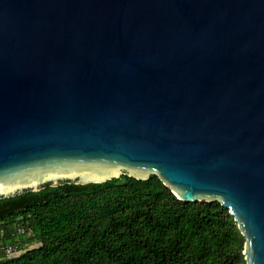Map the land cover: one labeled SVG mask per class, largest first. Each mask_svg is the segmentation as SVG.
<instances>
[{
	"label": "water",
	"instance_id": "water-1",
	"mask_svg": "<svg viewBox=\"0 0 264 264\" xmlns=\"http://www.w3.org/2000/svg\"><path fill=\"white\" fill-rule=\"evenodd\" d=\"M122 175L264 264V0H0V199Z\"/></svg>",
	"mask_w": 264,
	"mask_h": 264
},
{
	"label": "trees",
	"instance_id": "trees-1",
	"mask_svg": "<svg viewBox=\"0 0 264 264\" xmlns=\"http://www.w3.org/2000/svg\"><path fill=\"white\" fill-rule=\"evenodd\" d=\"M0 264H247L219 202L185 203L157 176L47 184L0 199Z\"/></svg>",
	"mask_w": 264,
	"mask_h": 264
},
{
	"label": "built area",
	"instance_id": "built-area-1",
	"mask_svg": "<svg viewBox=\"0 0 264 264\" xmlns=\"http://www.w3.org/2000/svg\"><path fill=\"white\" fill-rule=\"evenodd\" d=\"M1 253H4L7 257H16L21 252L17 251L12 246H7V247H4L2 251H0V254Z\"/></svg>",
	"mask_w": 264,
	"mask_h": 264
}]
</instances>
